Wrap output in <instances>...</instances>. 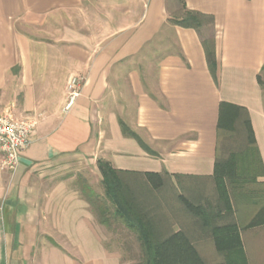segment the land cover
I'll return each instance as SVG.
<instances>
[{
	"label": "crops",
	"instance_id": "obj_1",
	"mask_svg": "<svg viewBox=\"0 0 264 264\" xmlns=\"http://www.w3.org/2000/svg\"><path fill=\"white\" fill-rule=\"evenodd\" d=\"M183 1L213 23L173 24L177 0H0V111L36 120L14 171L0 153V264H121L89 203L50 167L83 160L100 178L102 159L210 186L221 101L246 108L264 170V0ZM71 76L80 93L65 108ZM262 203L235 214L247 264H264V217L247 226ZM202 243L198 253L220 256Z\"/></svg>",
	"mask_w": 264,
	"mask_h": 264
},
{
	"label": "trees",
	"instance_id": "obj_2",
	"mask_svg": "<svg viewBox=\"0 0 264 264\" xmlns=\"http://www.w3.org/2000/svg\"><path fill=\"white\" fill-rule=\"evenodd\" d=\"M177 3L178 14L169 18L173 24L198 31L213 23L211 15L188 10L183 0ZM202 44L214 76L212 40L203 39ZM258 81L264 84L260 76ZM216 131L217 153L210 184L216 194L214 201L209 200L213 192H207V183L186 188L180 179L173 181L165 173L119 170L102 159L97 161V168L103 193L82 183L80 190L99 224L108 227L111 221L120 222L136 235L141 264H207L196 246L209 241L221 256L216 264H247L229 188L237 199L247 196L245 190L251 192L246 188L249 183L264 185L257 181L264 170L246 108L221 101ZM134 137L145 147L139 137ZM236 139L239 144L229 148V141ZM258 200L263 202L257 214L259 220L247 226L263 220L264 191Z\"/></svg>",
	"mask_w": 264,
	"mask_h": 264
},
{
	"label": "rangeland",
	"instance_id": "obj_3",
	"mask_svg": "<svg viewBox=\"0 0 264 264\" xmlns=\"http://www.w3.org/2000/svg\"><path fill=\"white\" fill-rule=\"evenodd\" d=\"M178 7L179 5H177V9H179ZM263 78H264V74H263ZM235 141H229L228 147L234 148L240 142L239 139H236ZM50 169L54 172L53 175H55L56 177L55 179L68 180L71 183V185L73 184L74 186L73 188L76 189L84 199L85 197L80 190V187L83 182L88 183L96 193L99 194L103 193V188L100 182L101 177L97 178V176L91 170H89V168L87 169V165L83 160H76L70 163L68 162L58 165H52ZM246 188H248L251 192L247 193V191L245 190L247 196L242 197L240 199L239 198L237 199L234 196V194L231 192V188H229L230 198L232 203L234 204V211L236 213L239 212L240 202L242 203L254 202L253 204L255 205L259 201L258 200L259 195L264 191L263 185H256L249 183ZM207 192H209V194L213 192V194L212 193L210 194L211 197L209 196V200L214 201L216 196V194L214 193V187L209 186L207 188ZM255 209L256 207L255 208L253 207V210ZM102 226L104 230L105 245H107L111 249L119 250L121 264H141V259H142L141 250L139 247V243L136 240L135 234L130 233L128 230H126L125 227L122 226L120 222L115 223L114 221H111L108 227L105 225ZM203 256L207 264H216V262L218 261L221 262L220 256L214 253L213 254L204 253Z\"/></svg>",
	"mask_w": 264,
	"mask_h": 264
},
{
	"label": "built area",
	"instance_id": "obj_4",
	"mask_svg": "<svg viewBox=\"0 0 264 264\" xmlns=\"http://www.w3.org/2000/svg\"><path fill=\"white\" fill-rule=\"evenodd\" d=\"M82 79L71 76L66 84L68 108L80 93ZM36 120L30 114L17 115L10 106L0 111L1 168L14 171L22 152L34 141Z\"/></svg>",
	"mask_w": 264,
	"mask_h": 264
}]
</instances>
